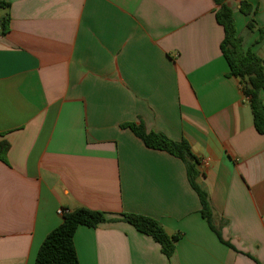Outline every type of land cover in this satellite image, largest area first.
<instances>
[{"label":"crops","instance_id":"obj_1","mask_svg":"<svg viewBox=\"0 0 264 264\" xmlns=\"http://www.w3.org/2000/svg\"><path fill=\"white\" fill-rule=\"evenodd\" d=\"M227 4L244 48L264 60L248 29L251 19L264 27V0ZM217 9L214 0H0V32L10 16L0 140L11 145L0 160V264H35L64 221L58 210L80 207L148 216L182 237L169 259L128 223L80 226L79 264H264V135L229 76ZM125 123L189 142L232 247L203 218L185 163Z\"/></svg>","mask_w":264,"mask_h":264},{"label":"trees","instance_id":"obj_2","mask_svg":"<svg viewBox=\"0 0 264 264\" xmlns=\"http://www.w3.org/2000/svg\"><path fill=\"white\" fill-rule=\"evenodd\" d=\"M214 2L218 6L217 21L225 30V38L221 48L229 66V76L240 81L243 94L249 100L254 126L260 134L264 135V99L262 98L264 92V60L253 49L244 48L243 38L236 27L234 10L227 4V0H214ZM2 5L4 6V4ZM240 11L246 15L253 14V8L246 2L241 3ZM9 22V15L3 17L1 35L7 34ZM248 27L258 32L257 43L264 41V27H258L254 19L249 21ZM122 128L130 129L147 148L167 152L185 163L189 183L201 201L203 218L219 239L232 247L222 239L219 229L214 224L209 193L199 182L198 165L200 160L193 153L189 142L186 139L174 141L165 134L147 132L143 123H125ZM10 148L11 145L8 141L0 140L1 161L7 162ZM106 222H125L132 225L137 231L152 237L159 243L163 254L169 259L173 257L176 244L182 237L181 234L168 235L159 221L148 216L122 213L118 218L108 219L102 211L80 207L68 211L64 215L63 223L46 237L40 247L35 264H79L74 245L77 229L80 226L94 228Z\"/></svg>","mask_w":264,"mask_h":264},{"label":"built area","instance_id":"obj_3","mask_svg":"<svg viewBox=\"0 0 264 264\" xmlns=\"http://www.w3.org/2000/svg\"><path fill=\"white\" fill-rule=\"evenodd\" d=\"M67 212H68V211H66V210H64V209H59V210H58L59 215H63V216H64Z\"/></svg>","mask_w":264,"mask_h":264},{"label":"rangeland","instance_id":"obj_4","mask_svg":"<svg viewBox=\"0 0 264 264\" xmlns=\"http://www.w3.org/2000/svg\"><path fill=\"white\" fill-rule=\"evenodd\" d=\"M238 16H240V14H238ZM236 20V19H235ZM236 27H237V30H241L242 28H240L241 27V25H240V23H239V26L237 25V21H236ZM248 29H250L249 27H248ZM251 30V29H250ZM249 31V30H248ZM253 31V30H252ZM249 32H251V31H249ZM251 33H253V32H251ZM248 37V36H247ZM249 38V37H248Z\"/></svg>","mask_w":264,"mask_h":264}]
</instances>
